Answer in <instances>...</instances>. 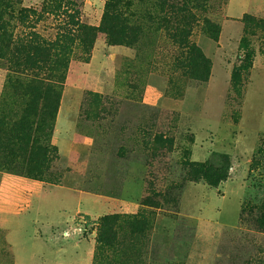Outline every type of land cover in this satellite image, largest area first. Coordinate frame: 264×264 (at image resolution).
<instances>
[{"label": "rangeland", "instance_id": "rangeland-1", "mask_svg": "<svg viewBox=\"0 0 264 264\" xmlns=\"http://www.w3.org/2000/svg\"><path fill=\"white\" fill-rule=\"evenodd\" d=\"M44 1L21 0L14 9L40 14ZM71 1L82 24L100 26L106 0ZM127 2L123 18L139 29L133 46L109 45L97 34L87 62L74 47L55 122L58 160L45 182L0 171V182L11 177L0 190V264H95L97 227L73 214L80 205H89L94 221L143 214L148 222L141 234L120 229L99 264H251L258 257L264 236L240 214L264 201V32L254 26L264 19V0ZM184 2L195 20L189 42L211 66L203 83L180 68L181 51L162 20ZM204 20L219 27L217 41ZM58 21L45 16L35 31L53 40ZM10 25L23 32L17 20ZM8 75L0 59V100ZM220 155L230 162L224 183L189 181L188 163L219 165ZM62 185L63 199L54 194L49 205L66 206L52 213L47 193Z\"/></svg>", "mask_w": 264, "mask_h": 264}, {"label": "trees", "instance_id": "trees-1", "mask_svg": "<svg viewBox=\"0 0 264 264\" xmlns=\"http://www.w3.org/2000/svg\"><path fill=\"white\" fill-rule=\"evenodd\" d=\"M106 1L100 26L92 28L82 24L80 12L71 0H45L40 14L25 8L15 11L14 6L21 5V0H0V59L6 61L9 73L6 93L0 100V171L45 182L51 165L58 160L54 145L55 122L62 84L74 57L75 46L80 50L79 58L86 62L97 34H104L109 45L133 46L139 29L128 25L122 9L130 4L127 0ZM188 6L189 3L184 2L180 7H169L173 16L162 20L173 44L181 51L178 57L180 68L203 83L210 76L211 66L201 50L189 42L195 20ZM44 15L59 20L53 40L35 31V23L42 21ZM247 19L250 20H244ZM13 20L22 26V33L15 34V25H10ZM204 24L211 40L217 41L219 27L207 20ZM254 26L264 32V19L255 21ZM245 46L242 39L240 47L244 49ZM250 58L248 54L246 61L249 62ZM7 96L14 99H7ZM219 160V165L205 162L190 166L188 163L189 181L204 180L212 187L224 183L230 162L227 155H220ZM171 201L177 202L176 198ZM141 204L153 207L148 199ZM77 216L83 219L85 226L97 227L95 264L101 263L104 253L116 246L120 229L127 227L131 235H136L148 227L143 214L106 215L96 221L88 215ZM240 220L264 236V201L242 210ZM251 264H264V240L258 257Z\"/></svg>", "mask_w": 264, "mask_h": 264}, {"label": "crops", "instance_id": "crops-1", "mask_svg": "<svg viewBox=\"0 0 264 264\" xmlns=\"http://www.w3.org/2000/svg\"><path fill=\"white\" fill-rule=\"evenodd\" d=\"M9 175H5V176H2V179H1V182H0V190L2 191V189H3V187H4V185L6 184V182L8 181V180H11V177L9 176ZM64 185V184H63ZM56 186L54 189H53V191H51V192H48L47 194H49V195H51L50 197H48V207H47V209H49V211L50 212H54L55 210H58V209H61L62 207H64V206H66V205H64L63 203H61V202H59V204H57L56 206H51V205H49V203L52 201L53 202V196H54V194H57V193H59L60 194V197L63 199V194L62 193H64V186ZM34 186H36V185H34ZM39 187V189L41 190V194L43 193V194H45V189L43 188V187H40L41 185H38ZM43 191V192H42ZM65 197V196H64ZM42 199V198H41ZM65 199V198H64ZM51 202V203H52ZM77 205L79 204V203H76ZM79 206V205H78ZM89 206V205H88ZM88 206L87 205H80V208H78L77 209V211H76V209H74L75 211L73 212V214H77V212H81V213H79V214H84V215H88V216H91V212L90 211H88V210H86L87 208H88ZM46 209V208H45ZM0 210H2V208H0ZM100 211V210H99ZM38 216H39V214H38ZM92 218V217H91ZM55 220V219H54ZM93 220V219H92ZM58 221H61L60 219L58 220ZM45 227H47L48 228V225H45Z\"/></svg>", "mask_w": 264, "mask_h": 264}]
</instances>
